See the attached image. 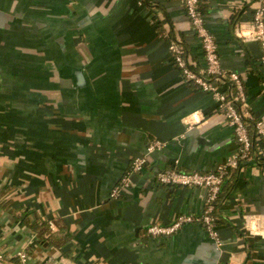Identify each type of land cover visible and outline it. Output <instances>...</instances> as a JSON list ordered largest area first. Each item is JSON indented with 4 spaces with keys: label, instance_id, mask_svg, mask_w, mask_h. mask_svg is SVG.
<instances>
[{
    "label": "crops",
    "instance_id": "1",
    "mask_svg": "<svg viewBox=\"0 0 264 264\" xmlns=\"http://www.w3.org/2000/svg\"><path fill=\"white\" fill-rule=\"evenodd\" d=\"M201 4L222 69L242 77L246 107L264 123L260 46L236 28L257 0ZM169 39L204 66L181 0H0V264H18L21 250L28 264H264V139L255 134L217 201L222 246L200 224L147 232L204 208V189L162 185L159 171H212L237 149L216 101L172 62ZM156 139L162 147L112 197ZM25 212L48 223L46 243L22 223Z\"/></svg>",
    "mask_w": 264,
    "mask_h": 264
},
{
    "label": "built area",
    "instance_id": "2",
    "mask_svg": "<svg viewBox=\"0 0 264 264\" xmlns=\"http://www.w3.org/2000/svg\"><path fill=\"white\" fill-rule=\"evenodd\" d=\"M190 22L191 28L200 40L204 55V66L194 68L188 62L185 49L176 39H169L168 46L172 62L179 69L182 78L193 83L202 91L209 93L217 103L218 110L233 127L237 149L225 162L212 171H184L176 167L161 170L157 181L162 185L196 187L205 190L203 211L198 215L180 214L171 223L163 225L154 223L147 232L151 236H170L184 224H200L208 237L217 247L223 245L217 225V201L222 185L235 169L239 168L252 154V134L264 139V123L257 120L246 107V94L242 77L236 72H227L220 65L217 45L213 35L205 26L203 13L200 10V0H181ZM252 18L248 23L237 24V30L244 41H256L260 46L259 63L264 69V0H257ZM248 28V30H245ZM224 82L226 87L220 88L218 82ZM161 140H153L145 154L137 156L131 163L120 182L113 188L112 197L118 198L130 188L131 174L142 172L148 163L150 153L162 147ZM50 227H55L49 222ZM29 253L26 250L18 252L20 262L28 264ZM1 257V256H0ZM43 264H53L46 260Z\"/></svg>",
    "mask_w": 264,
    "mask_h": 264
},
{
    "label": "trees",
    "instance_id": "3",
    "mask_svg": "<svg viewBox=\"0 0 264 264\" xmlns=\"http://www.w3.org/2000/svg\"><path fill=\"white\" fill-rule=\"evenodd\" d=\"M200 10L201 12L202 11V4H201V0H200ZM185 55H186V52H185ZM187 58V56H186ZM221 196V191L218 195V201H219V198ZM21 220H22V223L29 229L31 230H34L36 232L39 233V236H40V241L43 242V243H46L47 240L49 239L50 235H49V232H50V228H49V225L46 221H41L40 223L36 222V221H32L30 219V212H25L22 216H21ZM48 234V235H47Z\"/></svg>",
    "mask_w": 264,
    "mask_h": 264
}]
</instances>
